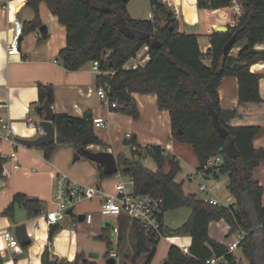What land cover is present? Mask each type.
<instances>
[{"label": "trees", "instance_id": "1", "mask_svg": "<svg viewBox=\"0 0 264 264\" xmlns=\"http://www.w3.org/2000/svg\"><path fill=\"white\" fill-rule=\"evenodd\" d=\"M243 16L230 28L228 34L213 31L209 35L210 49L203 53L196 34L181 33L179 22L162 0H149L153 13L151 20L133 19L128 13L124 0H27V6L35 12L32 21L23 25V35L40 31L43 23L39 6L44 3L50 12L65 27L67 44L59 55V61L67 71H79L92 62H99V80L109 88L111 101L119 103L116 110L133 119L139 118V110L133 93L155 94L158 107L167 110L171 118L173 138L192 147L199 162V171L214 178L229 176L228 191L235 198L230 206L213 205L195 194H186L182 185L175 181L181 171L176 157H167L166 150L159 146L138 147L130 156L117 158L119 174L133 182L137 195H151L164 201V212L188 208L191 214L178 229L164 225L161 218V233L168 236H189V254H184L177 246L168 249L163 264H204L216 255L224 256L227 264H242L228 247L212 240L209 236L211 222L224 220L231 228L229 236L243 230L246 235L239 249L249 264H264V205L263 188L254 179V171L264 163V147L255 148V139L263 132L260 126L231 127L220 121L222 108L219 88L224 78L234 77L239 86V105L261 103L260 81L264 75L251 72V67L264 62V49L256 46L264 44V0H240ZM198 7L213 10L228 7V0H198ZM44 38L48 34H43ZM234 39L232 50L246 44L237 56L224 54V49ZM147 48L149 61L135 69L125 66ZM209 63V64H208ZM127 92V99L121 92ZM42 107L54 104V88L51 85L38 86ZM43 116V112L40 111ZM56 142L42 148L44 157L50 161L62 145H72L76 153L89 146H103L95 132L93 119L89 116L73 117L65 114L54 116ZM152 158L157 171L144 164L146 157ZM215 156L223 162L218 167L205 169L206 163ZM5 158L0 157V180L5 179ZM168 167V171H165ZM100 180L108 176L99 169ZM113 177V176H112ZM116 177V175H115ZM23 208L29 218L43 211V203L25 195H16L7 206L4 215L13 218L17 208ZM128 218L117 219L119 228L116 235L117 246L122 248L129 236L135 241L133 264L144 258V264H152L162 238L147 232L139 222L128 227ZM114 227L106 224L97 237L106 242L107 258L112 250ZM59 227L52 226L50 244ZM95 264L84 254H78L73 263L51 260L49 247L42 255V264ZM0 264L3 257L0 254Z\"/></svg>", "mask_w": 264, "mask_h": 264}, {"label": "crops", "instance_id": "2", "mask_svg": "<svg viewBox=\"0 0 264 264\" xmlns=\"http://www.w3.org/2000/svg\"><path fill=\"white\" fill-rule=\"evenodd\" d=\"M183 1L174 0V6L169 7L175 19L179 22V31L198 35L200 49L203 53H207L211 46L209 35L218 26L233 28L232 21L229 23L220 15L226 9H200L198 0H190L196 3L195 17L184 16L181 11ZM147 2L149 7L145 18L140 19L138 16H134L133 9L129 6L128 13L131 18L139 20L153 19L149 0ZM39 14L43 26L46 27L48 37L44 38L40 31L25 33L20 40L19 54L8 56L7 48L14 35L13 22L19 20L22 25H25L34 19L35 12L27 6V0H0V119L10 121L14 139L31 140L38 138L36 131L29 129L28 119L31 117L37 124L41 122L43 116L40 115V112L35 111L37 107H40L37 104L39 100L38 86L40 84L51 85L54 88L55 95L53 104L54 115L65 114L80 118L89 116L92 119L103 118L105 120L103 126L95 128V132L103 142V146L92 145L88 149L94 152L107 150L118 158L121 155L128 156L135 149L132 145L134 141L141 148L159 146L166 150L165 155L167 157H176L179 160L181 171L175 181L182 185L184 192L186 194H195L186 191V180L184 178L180 181L177 179L184 172V169H187L185 174L187 181L190 184L197 181V193H203L199 188L202 183L201 180L191 178L199 171V162L193 149L190 145L181 144L173 138L170 114L167 110L159 109L157 95L132 94V98L135 100L139 110L138 119H133L131 116L120 113L116 109H111L107 104L102 103L97 96V89L100 86H107V84L99 80V76L103 74L105 76L112 75V73L103 72L97 74L92 69V63L87 64L79 71H67L58 58L60 51L67 44L66 29L59 23L58 18L50 12L46 4L42 3L39 6ZM201 15H203L204 19H201ZM36 34H39V36H36ZM245 44L243 42L240 46L233 49L231 56H237ZM256 49L263 50L264 44L256 46ZM148 61L149 56L147 48H145L135 59L128 62L125 69H130L133 66H143ZM251 72L264 75V62L253 65ZM259 90L262 98L261 103H249L240 106L239 86L236 78H224L219 88L222 110H231L236 113L226 123L227 125L231 127L260 126L263 128V132L254 141L255 148L264 147V80L260 81ZM127 135L130 137H127ZM13 151L16 152L15 159L10 156ZM0 157L6 160L4 165L5 179L1 180L3 186L0 188V233L10 231L15 235V226L25 224L28 235L32 240L31 245L21 247V251L17 250L14 252L7 247L6 241L0 237V254L3 257V264H42V255L47 247H49L52 261L65 263V258L58 250L60 238L55 243L52 242L50 244L49 242L51 227L46 220V213L55 208L53 202L55 176L58 173H64L77 183L100 187L103 192L109 194L116 193L115 185L118 181L114 183L113 190H111L106 186L105 180H100L99 169L101 166L97 163L87 159L88 163H85L82 167L87 169L85 170L87 173L82 174L71 164L61 161L57 153L48 161L45 159L43 151L39 148L16 146L2 139L1 136ZM165 171H168V167H165ZM253 176L263 188L262 201L264 205V163L255 169ZM206 179L207 182L210 181L212 183L210 185L213 188V192L211 196L207 193V198L202 200L208 202L211 199L217 200L220 206H223L222 201L226 200L227 205L225 204V207L235 203V198L227 189L229 176L214 178L211 174L206 175ZM125 185L127 184L125 183ZM19 194L25 195L30 199L40 200L43 203L42 213L29 218L27 212L19 207L15 210L13 218L5 216L3 214L5 209L13 201L14 197ZM198 194L195 195L199 197ZM84 203H89V205L96 204L100 207V198ZM75 208L72 215L67 216L70 218L67 225L61 224L66 217L59 222L57 225L59 230L68 226L78 231L81 228L79 223H83L84 225L82 226H84L86 233L90 236L98 237L105 226L103 225L105 220L102 217H95V220L93 218L92 223L88 225L84 223V218L82 217L89 213L77 215L75 214ZM74 223H77V226H74ZM164 225L172 230L181 227H168L165 215ZM230 231V226L224 220L211 222L209 225L210 238L226 246L232 242V237L234 236H229ZM112 237L115 236L113 235ZM184 237L187 239H185V244L179 247L180 249L189 248L191 245V237ZM46 238H48L47 246H45ZM130 238L129 236L128 239L130 240ZM73 240L74 247L79 251L80 245L77 238ZM166 242L170 244L166 250L168 252V249L173 246L171 244L172 240H166ZM233 253L238 261L244 264L241 250L237 249ZM78 254H84L88 261L98 264L88 259L84 251L78 252L76 255L72 251L66 262L73 263ZM94 258H98V255ZM152 264H155V259Z\"/></svg>", "mask_w": 264, "mask_h": 264}, {"label": "built area", "instance_id": "3", "mask_svg": "<svg viewBox=\"0 0 264 264\" xmlns=\"http://www.w3.org/2000/svg\"><path fill=\"white\" fill-rule=\"evenodd\" d=\"M164 4L168 7L174 6V0H162ZM232 17L233 26L239 21L243 16V6L240 0H228V7ZM14 35L13 39L8 45L7 55L13 56L19 54L20 40L23 36V25L19 20L13 22ZM39 36V34H36ZM138 66H133L130 69H135ZM92 69L97 73L101 74L103 72L99 69V62H92ZM97 96L100 101L107 104L111 109H117L120 107L119 103L116 101H111L109 97V88L105 86H100L97 89ZM52 109L54 106H51ZM95 127H100L105 124L103 118L93 119ZM28 127L31 130L36 131L38 137L45 135L44 129L35 123L30 117L28 119ZM0 136L2 139L10 142L13 145L19 146L13 137V129L10 121L5 119H0ZM127 137H130L127 135ZM12 159L16 158V152L13 151L10 155ZM223 162L221 156H215L211 158L205 165V169H211L213 167H218ZM116 178L122 179L120 174L116 175ZM191 178H197L201 180L200 191L212 193L213 188L208 184L206 175L203 171H197ZM54 183V195L53 202L55 208L49 210L46 213V220L50 227L57 226L61 220L67 217V211L70 208H75L80 203L86 201H92L96 198H100V212L104 217H113L119 219L121 216H125L129 220V226L133 222H139L147 232H151L157 237L163 238L161 233V218L165 215L164 212V201L163 199L155 198L151 195H137L133 190L128 191L125 183L123 181H118L115 185L116 193L109 194L101 190L100 187L96 186H86L71 180L66 174L58 173L55 176ZM129 184L133 186V182L129 180ZM209 203L213 205H218L217 200H209ZM93 221L91 214L84 216V223L90 225ZM77 226V223H74ZM231 230V228H230ZM119 228L115 226L112 233L114 236L118 235ZM246 233L240 230L236 233V237L232 242L227 245L228 253H233L235 250L239 249L241 242L243 241ZM6 243L7 247L12 251L16 252L18 250L19 243L16 236L10 231H5L0 233ZM181 251L188 255L189 248H181ZM111 258H117L118 255L114 252L110 254ZM204 264H227L224 256H212L208 258Z\"/></svg>", "mask_w": 264, "mask_h": 264}, {"label": "rangeland", "instance_id": "4", "mask_svg": "<svg viewBox=\"0 0 264 264\" xmlns=\"http://www.w3.org/2000/svg\"><path fill=\"white\" fill-rule=\"evenodd\" d=\"M129 6L131 9H133V12H134L133 15L138 16V18L140 19L145 18L146 11H148V7H149L147 0H132L130 3L127 4V10ZM181 11H182V14H184V16L186 15V16L195 17L196 3L190 0H184L183 8ZM220 15L223 18H225L229 23H231L232 17H231V12L229 9H226L223 12H221ZM201 19H204L203 15H201ZM261 80H264V77ZM56 153L59 155V159L61 161L71 164L72 166L75 167L76 170L80 171V173L82 174L87 173L85 172V170L87 169L82 168V167L85 163H88V160L85 157H82V159L75 161L76 152L72 145H69V144L62 145ZM130 155L131 153H129L128 156ZM144 164L148 169L152 171H157V165L152 160V158H150L149 156L144 159ZM186 172H187V169H184V172H182V174H180L177 179L180 181L181 179L184 178L186 180V186H185L186 191L189 193L198 194L197 193V190H198L197 181H194L192 184H190V182L187 181V177H185ZM121 180L127 184L126 185L127 190L131 191L132 185L129 184V178L127 177H123L122 179L116 178L115 176L106 178L105 179L106 186H108L111 190H113L114 183L116 181H121ZM208 184L212 185L210 181H208ZM209 194L211 196V193ZM198 195H199V198L201 199L207 198V192L199 193ZM222 202H223L222 203L223 206L225 204L227 205L226 200H223ZM87 213L91 214L94 220H95V217H102L105 220L103 225L110 224L111 226L114 227L117 224V221L115 218L102 216L100 212V207L97 206L96 204L89 205V203L83 202L76 206L75 214L85 215ZM190 213L191 211L188 208H180L177 210L167 212L165 214L166 225L170 228H178L182 226L188 220ZM68 221H70V218L66 217V219L62 221L61 224L67 225ZM79 225L81 226L80 230L75 231L71 227L67 226V227L62 228L61 230H58V232L55 234L53 238L52 242L54 243L57 239L60 238L58 242V250L60 251L62 256L65 258V263H67L66 261L68 260V257L72 251L74 252V255H76V253L78 252L84 251L88 259H91L98 264H107V260L109 259V257L108 258L106 257L107 252H108V247H107L106 242L101 241L97 237L90 236L88 233H86L84 226H82L84 225L83 223H79ZM128 227H129V222H128ZM130 237H131L130 240L127 239L122 248H118L116 236L111 237L112 242H113V245L111 248L113 252L118 255V258L116 259L117 264H133L132 261H133L134 254H135L134 252L135 241L132 238V235ZM235 237H236V234L232 237V240ZM74 238L75 239L77 238L78 243L80 245L79 251H77V249L74 247L75 246L74 240H73ZM185 239L187 238L184 236H169L167 238H162L158 245V250H157L156 257H155V264H163V261L166 258V254H167L166 250L168 246L170 245L166 242V240L168 241L172 240L171 244L173 246L181 247L185 244ZM47 241H48V238L45 239V246H47ZM21 249L22 248L19 247L18 251H21ZM92 254L98 255V258L91 257ZM242 259H243L244 264H249L245 258L242 257ZM136 264H144V258L139 259Z\"/></svg>", "mask_w": 264, "mask_h": 264}, {"label": "water", "instance_id": "5", "mask_svg": "<svg viewBox=\"0 0 264 264\" xmlns=\"http://www.w3.org/2000/svg\"><path fill=\"white\" fill-rule=\"evenodd\" d=\"M124 2L129 3L130 0H124ZM40 32L42 34H45L46 27L43 26ZM215 32L218 34H228L230 32V29L227 26H218L216 27ZM233 45H234V39H231L224 49L225 55L230 54ZM127 97L128 96L126 91L121 92L122 99H127ZM35 111L37 112L42 111L44 114L41 122L39 123V126H41L44 129L45 135L31 140L16 139V142L19 145L27 148H42L50 143L56 142V129L53 125V120L55 115L51 105L49 103H46L42 107H37ZM235 115L236 113L234 111L224 110L220 115V121L223 123H228L231 120V118H233ZM81 157H85L86 159L94 163H97L99 166L102 167L103 174L108 177H112L119 174V165L117 162V157H115V155L110 151L106 150V151L94 152L91 151L90 149H84L81 151V153H76L75 161L79 160ZM2 186L3 183L0 180V188ZM72 212H73V208H70L67 211V215L71 216ZM14 232L20 247H28L29 245H31L32 240L28 235L27 227L25 224L16 225ZM91 257H97V255L92 254ZM107 264H117V260L115 258H110L107 260Z\"/></svg>", "mask_w": 264, "mask_h": 264}]
</instances>
